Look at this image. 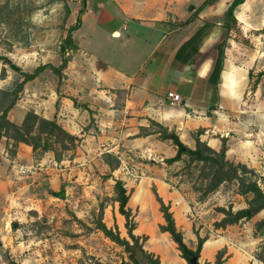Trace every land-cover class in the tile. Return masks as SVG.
<instances>
[{
	"label": "crops",
	"instance_id": "0c3cea01",
	"mask_svg": "<svg viewBox=\"0 0 264 264\" xmlns=\"http://www.w3.org/2000/svg\"><path fill=\"white\" fill-rule=\"evenodd\" d=\"M106 1L115 13L102 6V12L107 16L102 22L97 13L99 7L85 5L81 24L72 31L78 48L69 52L70 59L61 75L54 73L56 78H44L42 74L47 69L53 72L48 67L25 82L8 111L9 120L20 124L25 113L31 110L41 117L56 120L78 137L75 155L61 159L60 164L66 161L73 168L82 164L89 166L88 158L94 152L101 157L104 152L113 153L118 156L120 165L112 174L123 182L129 179L128 174L134 167L140 168L142 175L134 185L137 187L143 180L145 187L154 186L163 200L170 203L176 219L178 212L192 209L197 215L200 212L167 179L168 170L176 162L168 165L163 160L175 154V146L161 140L157 133L137 136L141 128L151 130L149 120L174 130L192 148L194 133L199 129H202L200 140L214 150H219L225 139L226 158L254 169L259 175L258 183L264 189V74L257 78L259 72H264V47L257 44L262 41L258 31L264 28V0H245L237 6L234 11L237 37H234L236 32L232 35L234 31L226 36L222 26L223 12L232 0H217L192 17V12L203 0ZM74 22L70 19L65 25L61 39ZM87 24L89 33L78 36ZM98 32L104 37L93 39ZM94 45L105 48L104 55H96ZM9 54L11 52L0 55ZM28 55L31 64L27 68L15 63L22 71L32 72L46 63L53 66L61 63L59 45L56 52L43 42V45L30 48ZM54 59L56 64L52 62ZM3 66L0 61V69ZM10 71L6 69L5 73ZM6 74L0 77V89L6 88L9 77ZM168 92L179 94L181 100L169 104ZM50 158L53 159L49 151L35 157L31 146L19 142L10 161L43 163ZM76 162L79 165H75ZM102 165L109 171L104 161ZM67 170L61 168L64 174ZM232 185L235 191L230 200V191L222 183L207 198L196 202L201 206L211 198L216 200L210 209L207 208L213 212L209 216L212 222L223 217L213 209L214 206L227 208L230 204L233 210L246 206L244 196L236 192V184ZM133 191L136 193L137 189ZM139 198L141 201L155 200L151 189ZM151 206L147 218L149 221L156 218V226L139 225L134 233L147 235L145 247L160 255L161 264H185L186 261L177 255L174 260L164 256L158 240H165L172 246L175 243L169 240L167 232L158 230L159 224L164 222L158 202L155 200ZM262 218L264 209L248 220L224 228L209 225L214 232H208L202 245L200 263L213 264L216 251L226 247L225 264H258L255 258L242 261L238 252L241 246H238L264 240V229L254 235L255 223ZM192 225L191 222L184 223L191 231ZM189 238L194 242L195 234ZM175 251L179 253L177 249ZM165 258L167 262H164Z\"/></svg>",
	"mask_w": 264,
	"mask_h": 264
},
{
	"label": "rangeland",
	"instance_id": "374dc122",
	"mask_svg": "<svg viewBox=\"0 0 264 264\" xmlns=\"http://www.w3.org/2000/svg\"><path fill=\"white\" fill-rule=\"evenodd\" d=\"M107 3L106 0H0V54L11 52L7 57H11L12 62L27 68L31 64L28 55L30 48L43 45L44 42L48 43L50 50L58 52L64 27L70 19L71 22L75 21L79 9L84 8L86 4L99 7L97 13L103 22L107 16L102 12V6L104 9L109 7L110 12L115 13L112 5ZM88 31L87 24L78 36L86 35L89 33ZM258 32H261L262 41H257V44L262 48L264 47V28ZM234 33L235 31L232 35ZM237 35L239 36V33L236 32L234 37ZM98 36L104 37V34L98 32L93 35V39H97ZM94 48L96 55L101 56L106 52L105 48L95 47V45ZM52 62L56 64L57 61L54 59ZM4 65L5 70H11L7 64ZM6 75L9 77L4 87L13 86L16 88L14 79L17 77L19 79L21 76L12 70ZM42 75L45 76L44 78L55 77L54 72L49 69ZM42 97L47 98V95H42ZM150 127L153 128V126ZM52 146L61 154L63 160L75 155V148L63 150L58 143H53ZM14 147L12 139L1 138L0 264H96L98 261L104 264H130L124 248L95 228L94 223L99 216V205L102 202L104 204L102 218L105 224L111 228L117 226L121 236H127L124 218L118 213V203L114 201V181L112 178H104L108 169L103 167L101 155L94 152L92 157L88 158L89 166L82 164L78 168H73L72 165H67L66 161L60 164L61 161L56 160L53 156L54 153L49 151L53 159L50 158L43 163L33 160L26 164L37 167V169L38 165H42V170H38L35 176L20 175L17 172L20 163L10 161ZM38 155L39 150L34 152L35 157ZM185 164L186 161L174 163L168 170L167 179L171 186L185 194L190 205L196 207V210L200 212L197 215L196 211L192 209L187 210L188 212H178V219L174 216L177 227L183 232L185 242L194 248L197 239L195 238L194 242H191L189 238L192 234L194 236V230L202 237H207L208 232H214L213 223L215 221L212 222L209 217L211 214L213 215V212L208 209L216 203V200L211 198L212 200L201 203V206L196 203L204 200L200 199V189L203 186V180L199 177L200 164H193L189 167ZM75 165H79V163L76 162ZM61 168H67V173L64 174ZM134 168L129 172V179L126 181L128 184L125 185L130 194L128 205L134 215L136 227L139 225L145 228L155 227L156 218L153 217L150 222L147 216H150L151 204H155L156 199L141 201L139 198L149 189L152 190L153 186L146 185L145 187L142 180L136 187L134 183L138 182L139 176L142 174L140 168ZM49 177L52 178L48 179ZM232 183L235 184V182H225L223 186L230 191L229 200L232 199L235 191ZM61 188H64V192L59 196L51 193V191H59ZM135 189H137L136 193L133 191ZM244 199L246 200L245 196ZM216 207H213L215 211H217ZM171 211L173 212V210ZM154 214L157 212L155 211ZM185 222L193 224L192 231L185 228ZM258 231L255 225L254 235ZM169 240H171L170 237ZM158 245L165 252L164 256L170 257L172 260L176 258V255L180 257L179 253L175 251L176 244L172 246L165 240H158ZM240 246L241 250L238 252H240L242 261L255 258L258 264H264V240H260L256 244H239L238 248ZM144 248L152 252L145 245ZM152 253L155 254V252ZM156 256L160 258L159 254ZM167 261L168 259L165 258L164 262ZM198 261L200 263L199 259ZM203 263L201 262V264Z\"/></svg>",
	"mask_w": 264,
	"mask_h": 264
},
{
	"label": "trees",
	"instance_id": "16d2710c",
	"mask_svg": "<svg viewBox=\"0 0 264 264\" xmlns=\"http://www.w3.org/2000/svg\"><path fill=\"white\" fill-rule=\"evenodd\" d=\"M216 1L217 0H203L192 12L191 17L197 16L204 7ZM244 1L245 0H232L223 12L222 26L226 36H229L232 31H237V19L234 11L237 6ZM83 11L84 8L78 10L74 24L67 28L66 35L59 43L61 63L58 66L46 63L37 66L32 72H26L22 71V69L6 55H0V61L3 64H7L11 70L17 72L19 76L22 77L21 81L18 77L14 79L16 88L8 86L0 89V139L6 137L13 140V146L15 147L11 152V156L15 154L18 143L23 142L31 146L33 152L39 150V155L47 151H52L55 159L59 161L62 159L61 154L54 149L52 146L53 143L60 144L63 150H70L74 149L79 141L78 137L69 133L54 119H46L30 110L25 113L22 122L16 124L9 120L8 111L18 99V93L23 89L24 83L35 78L45 68L49 67L56 75H61V71L66 67L70 59L69 52L75 51L78 48V45L72 38V31L80 26L81 14ZM186 22L187 20L185 22H180V25ZM262 74H264V72H259L257 78H260ZM4 76L5 67L3 66L0 69V77L3 78ZM257 80L258 79L254 81L252 89L256 86ZM149 121L150 126H153V128H151V130L141 128L137 136L157 133L161 140L170 141L175 146L176 151L172 157L164 158L163 161L166 164L170 165L178 161H186L185 166L188 167L193 164H200L199 177L203 180V186L202 189H200V199H205L209 193L214 192L225 182H235L237 186L236 192L246 197V206L244 208L233 210L232 206H228L227 208L216 207V210L222 213L223 217L219 221L213 223L215 228H224L227 225L238 223L242 220H248L264 209V189L258 183L259 175L254 169L247 167L245 164L233 163L226 158L225 139H222L221 148L219 150H214L208 146L206 142L200 140L199 134L202 129H199L194 133L195 145L192 148L185 144L174 130H169L167 127L154 120ZM102 159L104 163L109 166V171L104 175V178H112L114 181V201L118 203V213L124 218V228L127 236H121L117 226L111 228L105 224L102 218L104 210V204L102 202L99 205V216L94 223L95 228L101 231L105 237L124 248L130 264H161L158 256L144 248V243L148 237L146 235L141 236L134 233L136 221L131 208L128 206L130 194L123 180L114 177L112 174L120 165L118 156L113 153L104 152L102 154ZM62 192H64V188H61L59 191H51V193L56 196H59ZM152 192L159 204V211L164 220V223L158 226L159 231L169 234L170 239L176 244L180 257L188 264H191L190 260L193 257L197 258L198 264H201L198 259L206 236L202 237L194 230L193 233L197 241L194 248L190 247L185 242L183 232L176 225L173 212L170 210V203L163 200L154 186L152 187ZM255 225L257 230L264 229V218L257 221ZM226 253V247L218 249L215 253L213 264H225L228 258ZM96 264L104 263L98 261ZM203 264L211 263L206 261Z\"/></svg>",
	"mask_w": 264,
	"mask_h": 264
},
{
	"label": "built area",
	"instance_id": "2783aa9c",
	"mask_svg": "<svg viewBox=\"0 0 264 264\" xmlns=\"http://www.w3.org/2000/svg\"><path fill=\"white\" fill-rule=\"evenodd\" d=\"M167 98L169 100V104H171V105H174L181 100L180 95L177 93H174V92H168ZM38 166L39 167L37 169V167H34V166H30V165H26V164H20L18 166L17 172L20 175H29L30 174V175L35 176L37 174L38 170H42V165H38Z\"/></svg>",
	"mask_w": 264,
	"mask_h": 264
},
{
	"label": "water",
	"instance_id": "95a60500",
	"mask_svg": "<svg viewBox=\"0 0 264 264\" xmlns=\"http://www.w3.org/2000/svg\"><path fill=\"white\" fill-rule=\"evenodd\" d=\"M190 262H191V264H198L197 258H195V257L191 258Z\"/></svg>",
	"mask_w": 264,
	"mask_h": 264
}]
</instances>
